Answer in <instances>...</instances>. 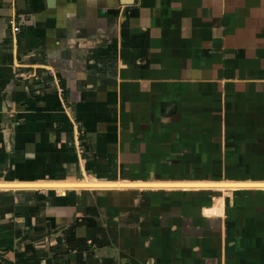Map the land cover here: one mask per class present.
<instances>
[{
    "label": "crops",
    "instance_id": "0c3cea01",
    "mask_svg": "<svg viewBox=\"0 0 264 264\" xmlns=\"http://www.w3.org/2000/svg\"><path fill=\"white\" fill-rule=\"evenodd\" d=\"M260 86L264 0H0V256L223 264L187 237L184 207L135 192L175 190L172 177L108 168L164 155L178 110L204 118L206 98L249 103ZM203 205L198 220L220 217ZM239 259L224 264H264Z\"/></svg>",
    "mask_w": 264,
    "mask_h": 264
},
{
    "label": "rangeland",
    "instance_id": "374dc122",
    "mask_svg": "<svg viewBox=\"0 0 264 264\" xmlns=\"http://www.w3.org/2000/svg\"><path fill=\"white\" fill-rule=\"evenodd\" d=\"M263 89L255 88L250 100L263 95ZM254 100L246 103L237 99L236 103L222 97L219 104L208 97L201 108L206 110V114L201 113L204 118L195 114L187 119L178 110L174 122L181 134H176V145L170 144L164 155L149 153L137 165L108 168L109 174L117 170L115 173L126 177H172L169 185L175 190L135 192H144V197L161 207L166 203L184 207L191 213L185 220L193 229L187 237L207 240L210 255L221 254L223 264L235 256L241 262L264 256V101ZM202 204L205 216L220 217L198 220L195 213H200ZM175 223L180 230V223ZM180 234L177 237H183ZM232 241L238 250L230 247Z\"/></svg>",
    "mask_w": 264,
    "mask_h": 264
},
{
    "label": "built area",
    "instance_id": "2783aa9c",
    "mask_svg": "<svg viewBox=\"0 0 264 264\" xmlns=\"http://www.w3.org/2000/svg\"><path fill=\"white\" fill-rule=\"evenodd\" d=\"M9 23L12 25V31L14 33H17L20 31V26L14 21V19H9ZM0 264H9L7 261H5L1 256H0Z\"/></svg>",
    "mask_w": 264,
    "mask_h": 264
},
{
    "label": "water",
    "instance_id": "95a60500",
    "mask_svg": "<svg viewBox=\"0 0 264 264\" xmlns=\"http://www.w3.org/2000/svg\"><path fill=\"white\" fill-rule=\"evenodd\" d=\"M125 2H130L131 0H124Z\"/></svg>",
    "mask_w": 264,
    "mask_h": 264
}]
</instances>
